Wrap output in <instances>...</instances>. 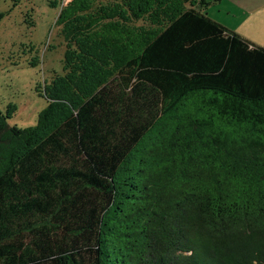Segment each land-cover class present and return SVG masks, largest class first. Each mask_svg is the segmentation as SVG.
I'll list each match as a JSON object with an SVG mask.
<instances>
[{"label":"trees","instance_id":"obj_1","mask_svg":"<svg viewBox=\"0 0 264 264\" xmlns=\"http://www.w3.org/2000/svg\"><path fill=\"white\" fill-rule=\"evenodd\" d=\"M217 1L62 0L36 124L0 110V264H264V47Z\"/></svg>","mask_w":264,"mask_h":264},{"label":"rangeland","instance_id":"obj_2","mask_svg":"<svg viewBox=\"0 0 264 264\" xmlns=\"http://www.w3.org/2000/svg\"><path fill=\"white\" fill-rule=\"evenodd\" d=\"M61 5L62 0H0V12L4 13L0 20V110L15 105L16 111L7 121L10 126L23 129L35 125L47 104L42 95L45 86L62 74L65 43L56 23ZM216 5L211 3L204 12L217 14ZM222 5L221 15L226 19L224 13L232 8L227 1ZM256 15L238 16L232 24L245 20L244 25L258 33L264 29V15Z\"/></svg>","mask_w":264,"mask_h":264},{"label":"crops","instance_id":"obj_3","mask_svg":"<svg viewBox=\"0 0 264 264\" xmlns=\"http://www.w3.org/2000/svg\"><path fill=\"white\" fill-rule=\"evenodd\" d=\"M224 1L229 2L232 8L227 9L224 13L225 15L228 14L227 18H222V5ZM218 3V6L216 7V13L213 14L211 12H208L206 10V14L217 23L224 26L226 29L230 31H234L241 35L243 38L251 42L252 44L263 46L264 47V29L263 27L261 30L257 33L256 30H253L252 27H248L244 25L245 20H241L239 24L233 25L235 18L238 16L242 17H250L252 15H256L258 13H261L264 15V0H219L216 2ZM255 17V16H254ZM258 17V15H256ZM249 29L252 30V32H249ZM255 32L257 34H255Z\"/></svg>","mask_w":264,"mask_h":264}]
</instances>
